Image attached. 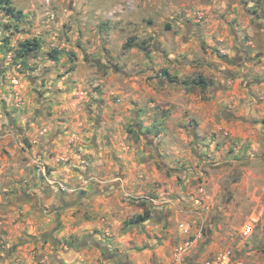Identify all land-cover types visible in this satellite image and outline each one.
<instances>
[{
  "label": "clouds",
  "instance_id": "9594fccd",
  "mask_svg": "<svg viewBox=\"0 0 264 264\" xmlns=\"http://www.w3.org/2000/svg\"><path fill=\"white\" fill-rule=\"evenodd\" d=\"M0 264H264V0H0Z\"/></svg>",
  "mask_w": 264,
  "mask_h": 264
}]
</instances>
